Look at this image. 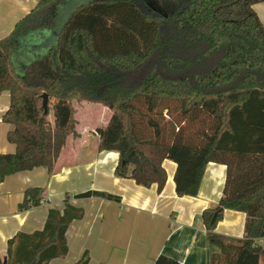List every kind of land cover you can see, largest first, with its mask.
Masks as SVG:
<instances>
[{"label": "trees", "instance_id": "16d2710c", "mask_svg": "<svg viewBox=\"0 0 264 264\" xmlns=\"http://www.w3.org/2000/svg\"><path fill=\"white\" fill-rule=\"evenodd\" d=\"M261 1L38 0L0 38V93L10 92L2 120L15 145L0 153V182L35 167L52 176L77 165L97 135L100 150L118 152L116 175L137 184L161 191L163 162L174 161L179 196L197 195L207 164L222 163L223 196L201 214L218 249L211 264H264V26L252 8ZM26 48L37 54L23 63L17 54ZM94 195L119 199L75 196ZM47 197L46 188L28 187L19 207ZM226 209L246 214L242 239L215 232ZM81 215L69 204L63 214L51 209L31 243L12 249L9 240L0 264L65 255L66 229ZM153 264L180 263L161 254Z\"/></svg>", "mask_w": 264, "mask_h": 264}, {"label": "crops", "instance_id": "0c3cea01", "mask_svg": "<svg viewBox=\"0 0 264 264\" xmlns=\"http://www.w3.org/2000/svg\"><path fill=\"white\" fill-rule=\"evenodd\" d=\"M38 0H0V38L8 35L16 22L30 12ZM252 8L264 26V1ZM30 48L17 54L28 62L35 55ZM43 54L44 50L39 51ZM19 57V58H18ZM22 64V63H21ZM10 105V92L0 93V153L13 152L15 145L7 140L10 125L2 117ZM99 136L93 137L77 165L64 167L52 176L47 168L35 167L5 177L0 182V252L43 230L51 209L64 213L66 204L81 211L68 225L65 238L67 252L46 264H153L161 254L180 264H211L212 251L201 214L215 207L223 196L227 166L210 161L200 189L195 196H179L175 191L176 163L165 159L167 180L161 191L157 184L143 186L131 177L116 175L118 152L99 149ZM47 189L48 197L39 206L21 209L26 188ZM100 191L119 197H76ZM68 199V203L65 200ZM246 214L226 209L215 232L226 239H242ZM264 248V237L259 239Z\"/></svg>", "mask_w": 264, "mask_h": 264}, {"label": "rangeland", "instance_id": "374dc122", "mask_svg": "<svg viewBox=\"0 0 264 264\" xmlns=\"http://www.w3.org/2000/svg\"><path fill=\"white\" fill-rule=\"evenodd\" d=\"M33 54L36 55L37 53L33 52ZM30 59H31V57H30ZM32 59H33V58H32ZM16 69H17V71H23L24 68H23V66H18V65H17V66H16ZM52 114H53V113H52V110H50V114H49L48 117H47L48 120H49L51 123H53V121H54V120H53V115H52ZM99 139H100V138H99Z\"/></svg>", "mask_w": 264, "mask_h": 264}, {"label": "water", "instance_id": "95a60500", "mask_svg": "<svg viewBox=\"0 0 264 264\" xmlns=\"http://www.w3.org/2000/svg\"><path fill=\"white\" fill-rule=\"evenodd\" d=\"M48 100H49V96L47 93L43 94V108L45 110V112H47L48 110Z\"/></svg>", "mask_w": 264, "mask_h": 264}]
</instances>
